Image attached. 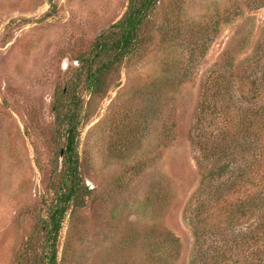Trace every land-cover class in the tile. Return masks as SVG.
Here are the masks:
<instances>
[{
  "label": "rangeland",
  "instance_id": "1",
  "mask_svg": "<svg viewBox=\"0 0 264 264\" xmlns=\"http://www.w3.org/2000/svg\"><path fill=\"white\" fill-rule=\"evenodd\" d=\"M128 6L0 0V264L32 263L23 258L26 244L47 217L41 202L64 146L52 105L75 86L85 114L79 170L89 194L63 220L58 264H207L219 255V235H196L186 212L202 197L203 85L227 63L224 75L233 72L246 94L241 102L257 103L253 61L260 44L264 56V0H158L141 32L145 46L91 99L80 58ZM244 213L239 230L263 221L264 198Z\"/></svg>",
  "mask_w": 264,
  "mask_h": 264
},
{
  "label": "trees",
  "instance_id": "2",
  "mask_svg": "<svg viewBox=\"0 0 264 264\" xmlns=\"http://www.w3.org/2000/svg\"><path fill=\"white\" fill-rule=\"evenodd\" d=\"M157 3L158 0H129L123 17L95 40L87 55L81 56L80 72L91 99L103 92L105 76L116 73L125 60L145 46L141 32L151 22ZM262 48L260 44L253 61L258 71L251 66L246 70L256 72L252 84L257 103H246L245 99L241 102L246 94L243 87L235 85L233 72L230 77L224 75L230 67L227 63H218L203 85L199 125L202 130L207 125L208 131L197 160L202 197L192 202L186 212L196 235H219L214 237L221 244L219 255L215 260L214 256L206 259L207 264H254V258L255 264L258 260L259 264L264 263L259 257L264 253V220L244 230L235 225L237 215L259 210L264 198V56L259 54ZM76 90L77 86L63 90L52 105L64 146L41 202L47 217H39L26 244L23 258L32 260L30 264H58L57 243L63 220L70 207L82 206L89 194L79 170L78 139L85 114ZM39 232L44 234L40 243L35 236Z\"/></svg>",
  "mask_w": 264,
  "mask_h": 264
}]
</instances>
